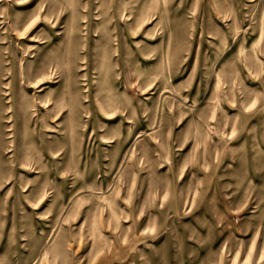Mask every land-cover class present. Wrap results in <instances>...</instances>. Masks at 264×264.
Wrapping results in <instances>:
<instances>
[{
	"label": "rangeland",
	"instance_id": "374dc122",
	"mask_svg": "<svg viewBox=\"0 0 264 264\" xmlns=\"http://www.w3.org/2000/svg\"><path fill=\"white\" fill-rule=\"evenodd\" d=\"M0 264H264V0H0Z\"/></svg>",
	"mask_w": 264,
	"mask_h": 264
},
{
	"label": "bare ground",
	"instance_id": "6f19581e",
	"mask_svg": "<svg viewBox=\"0 0 264 264\" xmlns=\"http://www.w3.org/2000/svg\"><path fill=\"white\" fill-rule=\"evenodd\" d=\"M37 17V16H36ZM36 17H34L31 21H28V22H25V27H24V31L22 32V33H20L19 34V30H16L15 32L18 34V35H21V34H23V33H25V32H27L28 31V29L33 25V23L35 22V20H36ZM44 18H46V17H44ZM14 33V32H13ZM50 71V70H49ZM53 73V72H52ZM22 75V74H21ZM51 75V74H50ZM50 75H49V72L48 73H44V74H40V76L39 77H37V78H29V79H27V83H26V85H27V87H32V88H39L41 85H42V83H43V81H44V79H45V77L47 78V77H50ZM52 76V75H51ZM50 80V79H49ZM23 81V80H22ZM2 94L5 96V99H6V102H9L12 98V95L11 96H9L10 95V90L7 88V85H5L4 87H3V89H2ZM12 101V100H11ZM10 104V103H9ZM8 104V106L7 107H5V109H4V106H3V108H2V110L4 111L5 110V112L8 114V116H7V118H8V120L10 119V117H11V107H12V105H9ZM45 104V105H44ZM44 104H43V106L44 107H47V104L48 103H46V102H44ZM10 128V127H9ZM8 133L6 134V135H8L9 137H10V134H11V132H10V129H8ZM11 147V145L8 147V150L10 151L11 149H9Z\"/></svg>",
	"mask_w": 264,
	"mask_h": 264
}]
</instances>
